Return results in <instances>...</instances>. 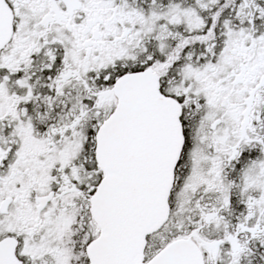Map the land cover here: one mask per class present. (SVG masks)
Wrapping results in <instances>:
<instances>
[{
  "label": "snow or ice",
  "instance_id": "1",
  "mask_svg": "<svg viewBox=\"0 0 264 264\" xmlns=\"http://www.w3.org/2000/svg\"><path fill=\"white\" fill-rule=\"evenodd\" d=\"M0 264H264V0H0Z\"/></svg>",
  "mask_w": 264,
  "mask_h": 264
}]
</instances>
